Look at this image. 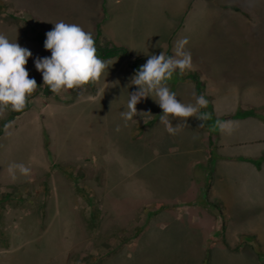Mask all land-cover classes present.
Masks as SVG:
<instances>
[{
    "label": "rangeland",
    "instance_id": "1",
    "mask_svg": "<svg viewBox=\"0 0 264 264\" xmlns=\"http://www.w3.org/2000/svg\"><path fill=\"white\" fill-rule=\"evenodd\" d=\"M61 20L127 53L101 58L113 64L96 81L38 91L1 128L0 264H264V0H0V33L31 51L39 85ZM183 37L208 119L169 115V134L149 96L125 120L133 60ZM167 86L195 104L191 78Z\"/></svg>",
    "mask_w": 264,
    "mask_h": 264
},
{
    "label": "clouds",
    "instance_id": "2",
    "mask_svg": "<svg viewBox=\"0 0 264 264\" xmlns=\"http://www.w3.org/2000/svg\"><path fill=\"white\" fill-rule=\"evenodd\" d=\"M45 35L43 46L51 54L35 58L34 65L42 74L43 84H47L51 92H59L62 87L72 89L96 81L113 64L98 57L92 33L85 31L79 24L61 20L55 22L54 28ZM187 43L188 38L183 37L175 42L174 54L166 55L161 51L159 54L149 55L145 63L134 72L129 83L137 85L138 88L129 92L127 111L122 112L125 120L132 119L137 114L136 104L149 96L162 109L159 121L165 125L169 134H176L179 130L168 119L169 115L183 117L185 120L196 116L202 122L208 119L207 113L198 114L199 109L208 104L203 95L196 97L195 104L184 103L167 86V81L174 72L179 71L182 74L192 67L191 53L185 50ZM30 56L31 51L21 46L17 38L13 42L0 33V108L10 106L13 111L24 109L27 98L37 88L35 78L29 77L25 67ZM217 123L221 131H231L230 122ZM12 167L25 174L29 171L23 164L12 165L10 169Z\"/></svg>",
    "mask_w": 264,
    "mask_h": 264
},
{
    "label": "trees",
    "instance_id": "3",
    "mask_svg": "<svg viewBox=\"0 0 264 264\" xmlns=\"http://www.w3.org/2000/svg\"><path fill=\"white\" fill-rule=\"evenodd\" d=\"M99 36H100L99 35V32L97 31V33L93 37L94 38V41H95V46H96V40L98 39ZM36 38H39L40 39L39 32L36 34ZM96 49H97V53L96 54L100 58L112 57V56L117 55L118 53H123V54H126L127 53V50L125 48H123V47H116V46H109V47H97L96 46ZM167 55H170V54H167ZM131 66L133 68V71L135 72L139 68L140 64L138 63V61L133 60V62L131 63ZM174 73L180 74L179 71L174 72ZM183 75H185L187 78H191L193 80L194 85H195V89H196V95L197 96L202 95V84H201V82L199 80V77H198L199 75H198L197 70H194V71H187V70H185L183 72ZM37 85H38L37 88L34 90V92L27 99H29L31 96H33L34 94H36L38 91H42V93L44 95H47L49 93V88H48V85L47 84H43L42 83L41 85H39V84H37ZM27 108H28V104L26 102V107L24 109H22L20 111H13L7 119H3L1 121V125H0V132H1V128L3 127V125L6 122H8L12 118V116L18 114L19 112H21V111H23V110H25ZM202 110L203 109L200 108L198 114L203 113ZM212 134H214L213 133V130L211 132H208V134H207V141L212 142V140H213ZM213 206L217 208L219 214H222V210H220L219 207L216 204H214Z\"/></svg>",
    "mask_w": 264,
    "mask_h": 264
},
{
    "label": "crops",
    "instance_id": "4",
    "mask_svg": "<svg viewBox=\"0 0 264 264\" xmlns=\"http://www.w3.org/2000/svg\"><path fill=\"white\" fill-rule=\"evenodd\" d=\"M182 95H185V94L182 93ZM153 97H155L154 94H153ZM206 138H207V135H206ZM205 143H207V142H205ZM204 259H206V257ZM201 263H202V260L201 261H198L196 264H201Z\"/></svg>",
    "mask_w": 264,
    "mask_h": 264
}]
</instances>
